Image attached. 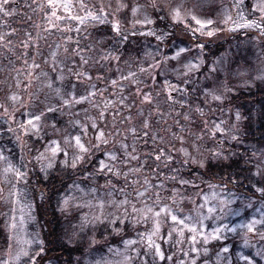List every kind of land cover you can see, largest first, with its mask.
<instances>
[{"label":"rangeland","instance_id":"obj_1","mask_svg":"<svg viewBox=\"0 0 264 264\" xmlns=\"http://www.w3.org/2000/svg\"><path fill=\"white\" fill-rule=\"evenodd\" d=\"M22 1L24 0H10L7 7L14 11V9L19 6V2ZM127 1L128 0H119V2L126 5ZM131 1L132 6L143 5L147 2V0ZM230 1L231 0H211L213 5L212 8L208 9L205 7V9L198 14L201 15V18L213 19L214 23L212 27L218 29L216 33L225 31L223 29L233 27L231 22L228 24L224 23L226 15L234 16L237 23L243 22L240 20L241 15H243L246 20H256L258 23L260 22L258 19L260 16L259 13L252 12L249 14L243 4L241 5L240 9H236L233 7L234 3L232 4ZM27 2L28 4L33 3V5L38 6L41 3H45V0H28ZM71 2L73 4L71 14L78 17H86L88 16L89 12L94 15H100L101 13L99 12V9L103 7L108 13V20L111 21L113 19L118 20V16H121L122 13L126 11V7H124L121 8L119 12H116L115 15H113L118 0H71ZM170 2L173 4L184 3L186 6L190 7L194 0H170ZM256 2L257 0H255L254 5ZM109 5H111V7H109ZM12 6L15 7L13 8ZM48 10L51 12V9ZM147 12L152 13V9H147ZM144 14L145 9L143 8L140 9L135 17L130 11V24L139 30H145L152 27L154 24L148 25L146 28L142 29L141 24L135 23L137 20H143ZM57 15L63 17V19L56 20L55 18H51V24L54 27L52 30L67 27L71 28L72 31H76L75 29L77 27L83 28L89 25H102L97 21H92L90 19L85 20L83 24H80L78 20H70L67 18V13H65L62 8L58 10ZM3 18L4 16L0 14V21H2ZM152 18L155 19L154 16H152ZM254 31H256L255 28H238L236 31H229L244 36L235 43L233 50L230 49L226 54L221 56L225 59L224 67L227 68V72H220L219 77L221 81L226 80L228 86L232 89L228 95L241 88L253 86L256 82L260 81L256 79V77L264 73V48L260 43V39L258 37H253L250 34L254 33ZM66 40L71 44H67V53H65V57L60 58L59 64L56 63L55 71H53V57L23 56L19 57L20 59L17 64L13 65L11 63V67L9 68L8 75L5 79V82L8 81L7 87L4 88L5 92L3 95L0 94V103H4L5 106L9 107V110L11 111L12 103L10 100H8V96L11 94H16L18 97L24 96L25 98L23 100L25 102L23 113L28 111H38L37 108L28 104L29 97L31 96L32 99L35 100L37 96L43 98L45 94H48L52 100V103L59 107V101L56 99V94L51 92L50 89L46 88L45 84L51 78L56 77L59 74L61 68L64 69V75L68 78L63 82L65 85L68 84L69 79H71L72 82H75V76L69 72V69L80 70L81 68H84L89 71V73L93 76V80H83L77 85L76 92L78 95H87L88 85L90 83H94L96 84V95L94 97H90L91 102L86 101L83 104L75 105L71 110L64 109V115L61 116V118L66 122L79 121L89 125L92 120H96L97 124L101 128H104L106 132H115L118 130L119 135L115 137L116 143H109L106 146L107 149L115 151L120 159H125L122 151L120 150V143L124 142L128 145V152L134 156H138L139 161L127 160L126 163L119 164L122 173L128 174L127 180H125L123 174L117 177L111 173H104L101 174L100 177H96L89 182L76 184L79 185L80 189H85V191H80L75 186H73L67 195L72 198L70 201L71 207L68 210L76 217V222L79 225L81 221L86 218L92 223L85 225V227H94L98 224H101V222L93 218L101 216V209L98 207V205L103 202V223H108V221L114 219L117 216L121 217V219L126 217L124 223L117 221L119 231L125 232L128 228L132 236L126 241L133 240L136 241V243L128 245L127 247H125V243H122L120 246L109 249V251L101 258H103L107 264H144L146 260L148 261V264H151L153 257L151 251L147 249V240L153 229L154 218L151 213H147L146 209L148 207H155L154 202L156 201L157 192L160 193L161 204H171L170 196L172 194V190L175 188H180L182 196L184 197L183 203L180 205V207L183 209V215L194 214L191 210L195 206L204 203V197H207L209 201V204L205 205V215H207V207L215 205L216 199L214 197L220 196L222 189L225 192H234L229 188L216 186L206 190L198 198L195 196L196 194L192 193L196 190L187 192V188H181L186 186H181L178 183L179 178L189 180H193V178H191L192 175L189 177L184 175L182 170L177 171V169H179L178 164H182V161L181 158L173 156L174 153L172 150L174 148H184L188 151H192V145L195 143L200 147L201 151L205 155H211L212 151H220L229 157L236 154L238 151H244L246 154H248V159L254 167L258 160H264V157L261 156V153L264 152V149L261 150L257 147H254L253 145L249 146L242 140V123L244 120L241 119L239 121L238 129L233 127L234 125H237V121L235 120V113L237 112L236 110L227 108L224 111H220L218 108L222 105H220L218 102L212 101L210 98L204 102L205 106H202L200 102L196 105L189 102L187 95L190 93L196 94L198 92L197 90L201 89L205 84L204 76L202 78L203 80L201 81L195 80L196 73L192 75L191 82H189L187 85L181 84V87L185 88L184 96L174 93L176 100L172 101V104H180L182 106H186L187 104L190 106L183 114V116L186 114L189 115L188 120L183 118L184 121H190L188 124H185V127H198V125L195 124V115L197 112H195L194 109L197 106L201 107L204 111V115L201 117L205 130L200 135V137L188 134L181 135V140L179 142L173 140V133H160L156 125L157 117L161 119L163 115L164 120L170 124L174 121L178 123L179 119L176 116L171 115L169 110L164 111L163 109L166 101H162L160 99L159 93L163 87L164 76L160 75L159 79L155 73H153V75L150 77L148 72L142 73L140 71L141 67L147 69L153 62L152 56L156 54L158 43L147 41L144 42L143 48L137 55L133 56L136 58L133 60L122 58L119 60V62L117 61L115 63L109 73L103 74L100 72L99 60L96 57H103L105 52L108 51L106 47L108 37H106L104 40H97L96 37H93L91 41L92 44L89 43L86 45L79 43L77 38L72 37V35ZM177 44L183 46V44L187 43L181 44L180 42ZM159 47L161 52L173 54L174 46L172 42H169L166 46L160 45ZM77 52H79V55L76 54ZM197 52H199V50L194 49L193 53H186L184 55L186 57H191ZM23 54L25 55V52ZM80 56H83L88 60V65H81ZM120 57H125V55H121ZM126 57L131 56L127 54ZM159 58L160 57H157V59ZM25 60H27V63H25ZM33 60H35V63L39 65L38 68L32 66ZM170 63L175 64L178 68H182V61H172ZM130 73H136L135 77H131L132 80L138 79L144 83L136 84L122 79L123 76H128ZM97 76H101L103 78L96 80L95 77ZM168 78L174 83L177 82L174 72H169ZM112 79L121 81L124 87L122 89L120 87L113 88L111 85ZM147 81H150L151 85L146 89H143L142 86L146 84ZM59 84L60 82L56 81L54 86H59ZM37 86L40 88V91H45V93L42 95L37 93L30 95L31 90ZM137 88H140L143 92L150 91L152 93V96L154 97L152 105L138 103V101L142 99V96L137 94ZM199 92L201 93V91ZM122 96L126 99L122 100ZM201 96L204 97L203 93H201ZM106 102L109 104L108 108H105ZM124 105H126V107H124ZM17 106L18 105H16V107ZM133 107L138 109L134 111V109H132ZM129 108L131 109V113L128 111ZM157 108L159 111H157ZM101 109H104L106 114L103 119L99 118V112ZM139 111L144 112V117L138 115ZM149 111H151L150 128L147 129L148 135L145 136V130L142 127L141 120L145 117H148ZM17 112L19 111H16L15 113L17 114ZM57 114L60 116L59 113ZM129 114L132 115L131 121H126L122 118L123 116H128ZM26 118V116H22L20 114L15 122H12L11 118L8 120V118L0 112V125L2 121L6 123L5 130L7 133L5 138L0 137V150H3L4 154L12 160L15 166L22 167V170L27 172L26 180H28L32 157L29 155L30 158H28L25 154V150L23 153L21 152L14 134L7 131L9 124H11L12 127L14 124L18 126V124L22 120H26ZM221 121L224 123L221 124ZM114 124L115 129L113 128ZM216 124H221V128L224 129L223 134L219 132L213 134ZM105 125L107 126L106 128ZM167 126H169V124H167ZM64 127L69 128L68 126ZM133 128H135L137 132V135L135 136L131 131ZM68 131L70 132L71 130ZM78 131L79 129H77V132ZM233 134L238 137L237 140L231 139ZM124 137H127V140H124ZM198 138H201V140ZM86 139H93L91 129ZM210 139L213 141L209 142ZM162 143H166L167 145L165 148L161 147L162 149H166L165 154H171L172 157L167 166L165 165V160L163 158L159 162L155 160V155L157 151L160 150L158 147ZM188 145H190V147ZM28 147L26 146V148ZM133 148L135 151H133ZM9 149L12 151H9ZM179 152L181 153V157L184 158L183 153L180 150ZM253 152H255V156H253ZM93 153L94 155L97 154L98 156L99 153L103 154V150L94 151ZM22 156L23 159H21ZM101 159H105L104 154L103 158H100V160ZM174 162L176 163L174 164ZM35 164L40 168V165L36 162V160ZM4 167V163L0 162V203L6 208L8 215L9 245L6 254L3 257H0V264H19L24 258L27 257L23 255V252L28 251L30 253L33 248L37 246L35 241L39 239V236L37 233L34 206L30 202L27 195V182H25V180L17 182L11 173L6 175L4 173ZM135 168H139L140 171H129V169ZM172 176H176L178 178L177 181L169 179ZM158 185H163V188L157 187ZM92 189H95V191H92ZM141 192H144L145 195L141 196ZM13 193H17L18 195H13ZM237 195L241 198V200L244 199V197H241L238 193ZM123 200L128 201L127 205L117 207ZM113 201H115V204H113ZM29 204H31V208L28 207ZM259 204L260 202L256 201L254 206L244 210L242 215L238 217H232V225L239 224L240 222L250 219L253 216L258 218L260 215ZM76 205L81 206L76 207ZM133 205L140 211L134 212ZM125 207L127 211H125ZM233 207L242 208L243 205L237 202V204H234ZM145 215L148 216L147 220L143 219ZM13 216L15 217L16 223L15 229L10 227V225L13 223ZM138 220L139 222H137ZM160 220L161 235L164 236V240H156V242L162 244V250L166 255L172 256V260L168 261L169 264H182V262L183 264H191L193 258L196 259V264H212L216 262V252L220 247L217 241H212L206 245L208 249L207 255L204 254V250L201 248L200 254L197 256L196 253L190 252V244L187 240H185L183 244H177L174 242V234V240L169 241L167 238V232L169 231L171 221L170 219L165 221L163 216L160 217ZM204 223L207 227V231L211 232L213 227L216 226L217 221L215 219H208L205 220ZM112 227H116V225H112ZM188 235L189 234L185 232V236ZM233 236L234 235L232 233H228L227 239ZM153 239L156 238L153 237ZM25 241H32L31 246L25 243ZM224 241L219 242L222 243ZM214 244L215 246L213 247ZM230 244L231 245L227 246L232 248L234 245L233 243ZM197 247H200V245H197ZM146 251L147 255L145 254ZM186 252H188L189 255H185ZM17 256H19V259H17ZM101 258L95 261H90L88 264H95V262L101 260Z\"/></svg>","mask_w":264,"mask_h":264},{"label":"snow or ice","instance_id":"obj_2","mask_svg":"<svg viewBox=\"0 0 264 264\" xmlns=\"http://www.w3.org/2000/svg\"><path fill=\"white\" fill-rule=\"evenodd\" d=\"M10 0H0V14L4 17H10L13 15V10H10L7 5ZM243 4V0H235L233 7L236 9H240ZM31 7V5H27ZM83 6V5H81ZM211 0H194L190 7L186 6L184 3L173 4L170 0H147V2L143 5L132 6L131 12L135 17L141 8L145 9V14L143 16V20H137L135 23H139L143 28H146L148 25H153L156 23V19H153L152 16L157 15V19L160 20H170L172 29H176L177 26L182 25V29L180 32L181 44H183V37L187 36L189 38V42L187 44H177L173 37H177L176 31H168L162 30L157 32L155 28H150L147 31L140 30L139 35L141 36H150L154 37L156 41H158L156 54L152 56L153 62L150 64L149 68L141 67L140 71L148 72L151 77L153 73L156 76L163 75V87L162 91L167 92V100L175 101L176 97L174 93H178L181 96L185 94V88L181 87V84L187 85L191 82L192 75L194 73H200L204 76L205 84L200 89L203 93L205 100L207 101L210 98L214 102H218L219 104H224L226 100L229 99L228 94L232 91V89L228 86L226 80L221 81L219 77L220 72H227V68L224 67L225 59L223 57L218 58L213 61L212 66L207 69L205 73L202 71L205 65V58L203 54V50L206 47V42L201 38L207 37L212 38L216 35L218 29L212 27L214 21L211 18H201L199 12H202L205 7L208 9L212 8ZM39 8L51 9L49 20L51 18H55L56 20L63 19L57 15L59 9H63L65 13H67V18L70 20H78L80 24H83L85 20L90 19L92 21H97L100 24H110V31L114 33L108 37L109 40L117 41V42H126L128 40V34L122 30L121 23L117 19H113L111 21L108 20V13L105 11L103 7L99 9L100 15H94L91 12L88 13L86 17H78L73 16L71 14V9L73 4L71 0H45V3H41L38 5ZM111 7V5H109ZM128 7V5L123 4L121 2L117 3L116 8L114 9L113 15L116 12H119L121 8ZM151 8L152 13H148L147 9ZM251 11L253 13H259V23L256 20H246V18L241 15L240 20L242 23H237L236 18L232 15H226L225 24L231 22L233 27L223 29L227 31H236L238 28H255L259 29L260 34L264 36V0H257L256 4L252 6ZM30 19V18H29ZM48 29H45L47 31ZM71 31L72 29H67ZM79 32V28L75 29ZM15 31V30H14ZM13 33H8L7 35H12ZM132 35H136L137 32L134 30ZM29 37H31V33H27ZM172 40V44L174 46L173 54L163 53L160 51V45L165 44L166 41ZM5 41V36L0 35V42ZM25 48L29 47V42H22ZM194 45V47H193ZM6 46V45H5ZM38 48V45H36ZM194 49H198L194 56L186 57L184 54L193 53ZM67 52V49H65ZM118 51V49H117ZM79 55V52L76 53ZM26 55V53H25ZM53 71L56 70V62L55 57L56 53H53ZM151 55V54H150ZM157 57H160L157 59ZM102 60H119V56H113L111 52L107 55L101 57ZM182 61V68L176 67L175 64L170 62ZM81 65H88V60L83 56H80ZM27 63V60H25ZM33 67L38 68L39 65L35 63L33 60ZM69 72L75 76V82H72L69 79L67 85L63 82L65 79H68L64 75V69L61 68L59 74L56 77L51 78L46 84L45 87L50 89L51 92L56 94V99L59 101V107L56 104L52 103L48 94H45L43 98L37 96L35 100L32 97H29L28 104L34 106L38 109V111H28L26 113H21L22 116H26V120H22L18 124V129L13 128L11 124L7 129L8 132L13 133L15 139L17 141L18 146L23 153L25 146L27 145V141L24 139L25 137L33 138L35 137L36 141L43 140L44 145L41 149L36 150V155L34 159L40 165V172L43 173L44 179L50 178H59L61 181L64 179V170L71 168L72 170H76L78 167H81L83 171L87 172L88 169L84 167L88 164L89 158L92 156L94 151L103 150V154L105 159H101L98 162V168L96 169V174H104L111 173L117 177L124 175L125 180L128 179L127 173H122V170L119 167V164L126 163L127 160H137L139 161L138 156H134L128 152V145L124 142L120 143V150L123 153L125 159H120L115 151H111L107 149V145L109 143L115 144V137L119 135V131L115 132L108 131L106 132L104 128H101L96 120H92L90 125L86 123H82L79 121H69L68 124L73 128H78V132H69L67 127H64L61 124L60 118L57 116V113L60 116L64 115V109L71 110L75 105L83 104L84 102L90 101V97H94L96 95V84L90 83L88 85L87 95L77 94L76 88L79 83L83 80L92 81L93 76L89 73L87 69L81 68L80 70L69 69ZM169 72H174L176 75V83L168 78ZM216 74V75H213ZM136 73H130L128 76H123V80H128L131 83H144L140 80H132L131 77H135ZM103 77L97 76L96 80H100ZM256 79L264 82V73L260 74L256 77ZM59 81V86H54L55 82ZM154 82V81H153ZM111 85L113 88L120 87L121 89L124 85L121 81L117 79L111 80ZM137 94L142 96L140 100L141 104L152 105L154 97L152 93L143 92L140 88H137ZM126 99L122 96V100ZM8 100L12 103V110H9V107L5 106L4 103H0V109H3V113L5 117L11 118L12 122H15V112L19 110L20 107H25V102L22 97H18L16 94H11L8 96ZM115 103V102H113ZM18 105V107H16ZM42 105V107H41ZM109 104L105 103V108H108ZM126 107V105H124ZM261 117L264 118V105L261 106ZM129 113H131V109H128ZM157 111L159 109L157 108ZM195 112L199 113L201 116L204 115V111L201 107L197 106L194 109ZM104 109H101L99 112V118L103 119L105 117ZM138 115L144 117V112L139 111ZM150 117L151 111H149L148 117H145L141 120V124L144 131V135L147 136V129L150 128ZM126 121L132 120V115L122 117ZM185 120L189 119V115L186 114L184 116ZM242 119V116L239 111L235 113V120L237 121V125L233 127L238 129L239 121ZM224 123L221 121V124ZM221 124H216L213 134L219 132L221 134L224 133V129L221 128ZM107 126L105 125V128ZM115 129V124L113 125ZM91 129L92 140H87L86 137L89 135V131ZM50 130V131H49ZM132 134L137 135L136 129H131ZM199 139V138H198ZM232 140H237L238 137L233 134L231 136ZM124 140H127V137H124ZM192 151H188L187 149L181 148L180 151L183 153V164L195 166L198 169H205L210 162L212 161H226L229 159L227 155L220 151H212L211 155H205L200 147L195 143L192 145ZM31 151V149H29ZM9 151H12L9 149ZM133 151L135 149L133 148ZM166 149H160L157 151L155 155V160L157 162L161 161L163 158L165 160V165L171 161V154L166 155ZM255 152H253V156H255ZM261 156L264 157V152L261 153ZM23 159V156L21 157ZM0 162H3L4 173L7 175L11 173L17 182L21 180H25L27 182V172L22 170V167H17L13 164L12 160L6 156L3 150H0ZM255 170H248L247 175H245V180L247 181V188L250 193L249 196L244 197L243 200L237 195L235 192H225L223 189L221 190V195L218 197H214L216 199L215 205L208 206L206 209L207 215H205V205L209 204L208 198L204 197V203L195 206L191 211L194 214L183 215V209L180 205L183 203L184 197L182 196L180 188H175L172 190V194L170 196L171 204H161L160 203V193H156V201L154 202L155 207H148L146 209L147 213H151L154 218L153 229L149 234L147 240V249L151 251L152 254V262L151 264H163L165 261H171L172 256L166 255L162 250V244L157 243L156 240H164V236L161 235V220L160 217L163 216L165 221H171L169 226V231L167 232V238L169 241L175 240L174 242L177 244H183L185 240H187L190 244V252L196 253L199 256L201 248L204 250V254L207 255L208 249L206 245H208L212 241H224L227 239V234L232 233L235 237H239V243L234 244V248L228 247L226 244L221 243L219 250L216 252V264H264V160H258L257 164L254 166ZM132 172H139V168L129 169ZM180 171V169H177ZM169 179L173 181H177L176 176H172ZM239 177L235 180L229 178L227 182H225L224 187H228V183H238ZM178 183L181 186H190L192 188L199 187L195 182L189 179L179 178ZM73 185L80 191H85V189H80L79 185H75V181H73ZM211 187H216L215 185H210ZM243 186V185H242ZM157 187L163 188V185H158ZM95 191V189H92ZM259 199V212L260 215L257 218L253 216L250 219L240 222L239 224L232 225L231 218L238 217L243 214L244 210L252 208L255 204L254 197ZM13 195H18L17 193H13ZM141 196L145 195L144 192L140 193ZM43 198V196L41 197ZM71 197L64 196L60 201H58L60 205L61 212H67L71 207L70 201ZM247 201V202H245ZM239 202L243 205L240 207H233L234 204ZM128 203L127 200H123L117 207L126 206ZM115 204V201H113ZM81 205H76V207H80ZM31 208V204L28 205ZM98 207L101 209V216L94 217L93 219L98 220L103 223V208L104 203L101 202ZM158 209V210H157ZM125 211H127L125 207ZM133 211H140L135 208L133 205ZM218 214V215H217ZM13 223L10 225L11 228H16L15 217L13 216ZM144 220L148 219V216L145 215L143 217ZM215 219L217 221L216 226L213 227L211 232L207 231V227L205 225V220ZM126 217L121 219V217H115L114 219L108 221L109 224L116 225L113 228L114 232L119 233V226L117 221L120 223H124ZM139 222V220L137 221ZM92 222L83 219L79 225L80 232L85 230V225L91 224ZM185 232L189 235L185 236ZM80 233L73 231L72 233L66 236V239L69 243L74 242ZM155 237L156 239H153ZM25 243L31 246L32 241H25ZM37 245H39L38 250L35 252V256L39 257L44 251V241L37 239L35 241ZM92 243H95L93 240ZM125 247L128 245L136 243V241L128 240L125 241ZM200 245V247H197ZM147 255V251L145 253ZM24 256H29V261L26 264H36V259L29 255L28 251L23 252ZM185 255H189L188 252ZM19 259V256H17ZM95 264H107L106 261L101 258L95 262ZM144 264H148L146 260ZM183 264V262H182ZM191 264H196V259L193 258Z\"/></svg>","mask_w":264,"mask_h":264},{"label":"trees","instance_id":"obj_3","mask_svg":"<svg viewBox=\"0 0 264 264\" xmlns=\"http://www.w3.org/2000/svg\"><path fill=\"white\" fill-rule=\"evenodd\" d=\"M24 0L19 2V6L14 9L13 15L10 17H4L0 21V32L1 35L5 36V41L0 42V94L3 95L7 87L8 81L5 82V79L8 75V70L11 67V63L17 64L19 62V57L28 56V57H53V53H56L55 61L59 64L61 57H65V49L68 50L67 44H71L66 39L72 37L77 38L78 42L82 45L91 43L93 37H96L97 40L105 39L114 33L110 31V24H103L99 26L89 25L83 28H79L77 31H68L67 27L54 28L51 24V20L48 19L50 16V11L48 8L40 9L37 5L27 2ZM235 0H231L230 3H234ZM255 0H243V5L246 11L251 14V8L254 5ZM27 5H31L28 7ZM128 7L126 11L122 13L121 16H118V20L121 23L122 30L128 34V40L126 42H117L108 39L107 49L105 52L107 55L109 52L113 56H123L120 57L133 60L136 57H133L139 53L143 48L144 42H154L158 43L154 37L150 36H141L139 35V29L130 24L129 16L132 7V1H127ZM13 8L15 6H12ZM157 15H153L156 19V23L150 27L155 28L157 32L162 30L176 31L177 37H173L176 43H180L181 40L178 38L182 29V25L177 26L176 29H172L170 20H160L157 19ZM30 18V19H29ZM126 18V20H125ZM51 27V29H50ZM148 28V29H150ZM45 29H48L45 31ZM145 29L144 31H147ZM15 30V31H14ZM136 31V35H132L133 31ZM13 33L12 35H7L8 33ZM31 33V37L27 35ZM253 37H258L260 43L264 48V36H262L259 30L256 29L254 33H250ZM244 35L236 34L229 32L227 30L220 31L212 38L203 37L201 38L206 42V47L203 50L205 65L202 71L205 73L207 69L211 67L213 61L217 60L222 55L226 54L230 49H234V45L237 41L240 40ZM24 41L29 42V47L25 48L23 46ZM172 40H168L162 46L168 45ZM189 38L187 36L183 37V43H188ZM92 44V43H91ZM6 45V46H5ZM38 45V48L36 47ZM118 49V51H117ZM26 53L24 55L23 53ZM129 54L131 57H126ZM99 60V69L103 74H107L111 71L112 67L119 60H102L101 57H96ZM58 66V65H57ZM195 77L197 81L203 80V75L196 73ZM160 79V76H158ZM195 84V83H194ZM150 81H147L142 87L146 89L150 86ZM192 88V87H191ZM196 94L190 93L187 95V99L191 104L196 105L200 102L202 106L206 101L204 97L201 96L197 90ZM37 93L42 95L45 91H40V88L37 86L31 90V94ZM160 99L166 101L164 104V111L169 110L170 114L176 116L179 119V122L175 121L171 124L164 120L162 115L161 119L157 117V127L159 132L162 134L173 133L175 141H180L181 135H193L200 137V135L205 130L202 124V117L199 113L195 115V124L197 126H188L185 127V124H188L190 121H184L183 114L190 107L182 105H173L172 101L167 100V92L160 91ZM229 99L225 101L221 107L218 108L220 111H224L229 108L231 110L239 111L242 119V140L247 143L249 146L253 145L259 149H264V118L261 117L262 105H264V82H256L253 86L248 88H241L236 92L231 93ZM23 100L25 99L22 96ZM141 100V99H140ZM140 100L138 103H140ZM208 100V99H207ZM18 107V106H17ZM134 111L138 108L133 107ZM19 112L15 113V120L18 116L23 113V107H20ZM0 112L4 115L3 109ZM61 120L63 126H68L67 130L70 132H77L78 128H72L68 122L63 121L61 116L57 114ZM10 120L9 117H7ZM5 122L2 121L0 125V137L5 138L7 135L5 130ZM169 124V126H167ZM172 125V127H171ZM13 128H17L15 124ZM19 130V129H18ZM50 131V130H49ZM27 141V147L24 148L25 154L28 158L29 155L31 158L30 163V172L27 180V195L30 202L34 206V212L36 217V226L39 240L44 241L45 251L39 256L36 257L34 254L38 250L39 245L33 248L29 253L34 259H36V264H88L90 261H95L103 257L109 249L113 247L120 246L127 239H129L132 234L127 228L125 232L113 231L112 225L109 223H101L94 227L88 226L85 227L83 232H80L79 224L76 222L77 219L69 210L67 212L60 211V201L64 196H67L71 188L78 183H86L91 181L96 177H100L101 174H96V169L98 168V162L100 158H103V154L99 153L89 158V162L86 167L87 172L83 171L81 167H78L75 171L71 168L64 170V179L61 181L59 178H50L45 180L43 173L40 172V168L35 164L34 156L36 155V150L41 149L44 145V141H36L35 137L33 138H24ZM201 140V138H199ZM213 140L210 139L209 142ZM218 144V143H216ZM166 143H162L158 149L165 148ZM190 147V145H188ZM162 147V148H161ZM31 149V151L29 150ZM173 149V147H172ZM178 149H173V156L181 158L183 161L184 158L181 157V153ZM179 162V161H178ZM176 162H174L175 164ZM180 163V162H179ZM179 169L183 171V174L186 176H191L193 182H195L199 187L190 188L189 186L181 187L187 188V192H192L196 194V197H200L203 192L211 189L210 185L222 186L224 187L225 182L231 178L235 180L239 177L238 183H228V187L231 191L238 193L241 197L249 196L250 193L247 188V181L245 180V175H247L248 170L251 169L254 171V167L248 159V154L244 151H238L236 154L229 156V159L226 161H212L205 169H198L195 166L187 164H178ZM185 165V166H184ZM187 165V166H186ZM187 170V171H186ZM191 171V173H190ZM243 185V186H242ZM43 196V198H41ZM255 201L259 202L258 194L257 197L253 198ZM8 215L6 208L0 203V257H3L8 249L9 245V230H8ZM73 231L80 233V236L72 243H69L66 239V236ZM95 243H92V241ZM239 237H230L226 239L223 244L231 245L230 243L238 244ZM218 245H221L218 242ZM215 244L213 245V247ZM233 251L234 246L232 247ZM29 261V256L24 258L19 264H26ZM163 264H169L168 261L163 262ZM212 264H216L212 263Z\"/></svg>","mask_w":264,"mask_h":264}]
</instances>
